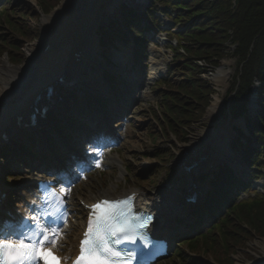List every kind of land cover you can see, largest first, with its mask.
I'll return each instance as SVG.
<instances>
[{
    "label": "rangeland",
    "instance_id": "rangeland-1",
    "mask_svg": "<svg viewBox=\"0 0 264 264\" xmlns=\"http://www.w3.org/2000/svg\"><path fill=\"white\" fill-rule=\"evenodd\" d=\"M71 1L73 3L71 8L68 10L69 14L71 11H73L76 12L77 15L79 14L78 17L89 19L91 15L90 13L93 11H89L91 8H87L88 5L86 6V4L92 0ZM64 3V0H61L60 4L52 11L43 13L40 10L38 0H0V13L4 10H7L9 14L12 12L15 13L18 15V18L16 19L15 17V19H20L18 21L25 26V29H27V32L24 36L16 33H12V35L9 36L11 38L10 43H14L13 50L11 47L6 46L5 48H7L8 51L0 57V62L2 60L8 59L10 65L13 67L23 66L26 61V48L28 46L35 45V43L42 38V20L46 16H53L57 10L65 5ZM84 3L86 6L85 9H83ZM105 9H107V7L104 3H97L95 8L97 12H101V10ZM150 9L152 10L153 16L156 19L157 28L154 31L152 30V32H146V34L151 37L144 45V53H146L144 63L146 64V70L143 71V74L145 75V85H143V88L147 90L146 93L149 92V94L145 98H139V100L130 108V114H128L126 117V119L130 121L128 123L129 126H125L123 124L124 121H121L122 124L121 122H115L112 112L107 113L108 115L103 118L104 125L106 127H110L108 129L106 128V130H108V133H110V137L114 145L110 146L109 149L112 151H107L106 157L104 158L100 167L95 165L94 159L86 157L83 162V164H86L85 166L87 167L85 170L79 168L76 165L73 166V163H70V166L68 169H66L63 177L70 181L65 189H71L70 193L67 195L68 201H70L69 212L71 216L68 222L69 224L61 232L62 235L56 240L55 246L57 248L61 245L64 246L65 249L69 248L72 239L79 231L82 221H84V212L80 210L79 203L77 201L78 197L86 198L88 194L107 190L111 185H113L115 189L116 196L129 193L133 189H139L150 196L158 193H170V195L173 194L171 197H174V203L180 207L179 213L186 212V209L184 208L185 205L183 203V197L177 191H175V193L173 191L175 188L183 189L188 187L190 180L192 179L188 174H184L183 169L178 165L176 160L180 156L181 151L184 150L185 146L192 143V139L197 133L206 129L217 130L220 125H223L230 119L225 102L229 95L228 92L232 86V78L236 73V61L234 59H225L220 60V64H216L203 58H197L195 54L190 56V58L193 59L191 62H195L196 66V70L192 73L195 75L196 79H201L204 81V83L206 82L207 86L209 85L213 90L211 92V103L216 94V84H214L212 78L215 73H217V70L224 67V69L230 70L232 72L224 92L220 93L221 96L224 97L221 113L216 114V116H214L215 118L213 119L206 117L205 115L207 110L210 108V103V105H208L206 108L202 118L198 119L197 117H194L193 120L183 123L184 117L178 116L177 118L180 123L172 125V129L170 122L167 123V121L162 118L164 117V114L162 113V108H160L163 98L161 96V92L168 91V93H170V91L173 90L170 84L177 86L180 84V80L185 76V74L182 73V70L180 71L182 67L180 63L174 62L173 60L174 54L171 52L170 47L171 45L174 46L176 41L170 34V31L174 28H177L174 25V21L165 14V11H167L168 8H166V6L160 1L156 3L151 1L149 4H147V6H145V8L141 7V9L138 11V15L140 16L145 13V11ZM23 11L32 15L31 18L25 16L24 18L22 15H19ZM115 11H112V14H114ZM121 11L115 15V17L118 19L121 18ZM112 14L109 15L112 16ZM109 18L110 17L108 16L106 19H104V21L101 22V24L98 23L95 27V33H97V48L99 51L98 55L100 56L101 60L102 56H106V60H112L110 63L114 64L115 57L117 56L115 52H124L126 50L130 51L131 57L129 58V65H126V68L127 71L129 70L128 72L131 73V61L134 55L133 49H135L131 38L127 39V44H123L120 41L113 39L108 50L100 48L99 32L101 25H107ZM140 18L142 17L140 16ZM3 20H6L5 15H1L0 35L1 33H7L9 35V30H7L3 25ZM152 58L156 61H152ZM153 62L158 64L161 68L157 76L150 74L151 68L154 65ZM105 67L108 68V66ZM177 67L178 71L174 75L173 70H176ZM163 81H168V84L163 83ZM156 86L157 89H155ZM134 96L137 95L135 94ZM179 96H181V94ZM252 96L254 97L252 94L249 97L247 104H249L250 99L253 98ZM192 101V104H194L193 106L198 105L194 99ZM175 114H172V116ZM118 121H120V119ZM244 121L245 120L242 119L239 120L238 123H233L232 125H235V127H241V123L243 124ZM155 136H157V138H155ZM89 145L94 147V144L87 143L83 146V148ZM230 148L233 149L232 147ZM233 150L236 151L235 149ZM163 151L167 154V157L170 155H173V157L171 161H164L161 163V165H159L158 173L152 180L151 175H149L148 172L152 168V165H155L156 163V155L161 154ZM79 154L80 156H83L81 151L78 153V155ZM108 154H120L123 160L124 168L128 169L129 174L126 173V171H122V167L119 164H107L109 156ZM50 159L51 158H49V160ZM27 162H29V165L20 164L17 166L15 165V162L11 161L9 163V169L8 166L6 167L8 162L2 160L0 163V178L5 180L8 179L6 180L8 181V187L4 185V189L7 193L6 200L3 203L5 208L8 205V209H12L11 203H13L15 206L19 204L18 201L20 187L21 185L27 183L26 174L31 172L29 166L34 163L32 160ZM64 163H66V161ZM246 169L248 171V167ZM263 171L264 169L262 170V173ZM6 172L9 173V175H7L9 178H7ZM198 172L200 171L196 172V177L193 179L194 182L195 178H197V175L200 174ZM263 179L257 181L252 179L254 183L251 189L264 191ZM148 180H152V183H148ZM204 184H206V182ZM167 186H170L172 190L167 189ZM243 198L247 199L248 193H244L240 200ZM174 217L175 215H171L169 217L171 221L170 223L172 225H174L176 221ZM204 222V225L201 226V230L207 232L210 229V226H212V222L209 223L206 220H204ZM176 225H179V222H176ZM232 230L233 232H231ZM231 231L230 232L234 235L228 238V240L226 239L230 244L228 248L225 247L221 249V247L217 248L216 246L215 248H210L211 251H207L205 248H203L204 250L200 248L199 251H194L191 253L188 252V254L200 260V264H218L215 262V257L217 255H221L222 257L225 253L227 257L232 254V264H263L264 238L260 237L257 233H254V231L248 225L240 221L236 222V227L232 226ZM248 232L250 233L248 234ZM176 245H180L179 242H177ZM181 248L186 251V246L182 245ZM171 254L166 259L159 260L157 264H174Z\"/></svg>",
    "mask_w": 264,
    "mask_h": 264
},
{
    "label": "trees",
    "instance_id": "trees-1",
    "mask_svg": "<svg viewBox=\"0 0 264 264\" xmlns=\"http://www.w3.org/2000/svg\"><path fill=\"white\" fill-rule=\"evenodd\" d=\"M154 1H162L165 6L170 8L165 13H168L179 28L178 32L173 31L172 33L177 41V47L172 48V52H174V62L180 63L182 66L180 71L182 70V73L185 74L180 80V84L177 86L170 84L173 88L170 93L168 91L161 92L163 98L160 108L164 114L162 118L167 123L170 122L172 129V125L180 123L178 116L184 117L183 123L193 120L194 117L200 119L211 103L213 90L209 85L207 86L206 82L196 79L192 73L196 70L195 62H191L193 60L190 58L192 54H195L197 58H203L216 64H220V60L234 59L236 61V73L232 78V86L229 90V93L234 92L229 102L230 115L237 119L239 115L245 112L251 95L250 92L253 91L252 88L256 81L260 82L258 93L261 96L259 103L261 108L256 114V119H253L251 115H246V113L242 114L246 117V127L256 138L257 145L254 147L251 145L249 148L245 146L240 140L242 137L245 138V133L239 127L236 129L237 139L233 147L242 151L243 160L251 168V176L262 179L264 176V172L261 171L264 168V0ZM60 2L61 0H38L40 10L43 13L52 11ZM3 14L6 15L3 25L9 30V35L7 33L0 35V57L8 51L6 46L13 50L14 43H10L11 38L9 37L12 33L24 36L27 32L25 26L18 21L20 19L16 20L18 15L13 12L9 14L6 10L0 15ZM19 15L30 18L32 16L25 11ZM145 20L147 21L143 24ZM121 21L112 19L111 23L101 26V44L107 48L108 43L113 38H119L122 41L132 38L133 42L136 43L135 54L138 60L140 55H144L142 41L146 39L144 36L145 28L156 27L153 12L147 10L143 18H140L135 11L123 5ZM177 71L178 67L173 70V74L175 75ZM104 77L115 88L118 83L116 77L109 73H105ZM180 94L181 96H179ZM193 99L197 102V106H193ZM88 101L93 103L89 98ZM99 102L104 104L102 100ZM68 105L70 104L68 103ZM76 105H80L78 101ZM172 114L175 115L172 116ZM246 139L251 141V138ZM172 157L173 155L167 157L164 151L156 155V163L148 172L152 180L158 173L159 165L164 161H171ZM210 174L213 175L214 179L211 180L212 190L208 193L207 204L210 203V205L217 207V211L208 210L207 214L213 217L221 213L223 218L221 222L214 224L207 234H200L194 239L183 240L184 244H187L188 251H199L200 248L211 251L216 246L217 248L221 247V249L228 248L230 244L227 240L234 235L231 233L233 232L231 228L232 226L236 227V222L239 221L248 225L254 233L264 238V194L257 193L253 197L236 202L235 194H233L234 188H239L247 182L238 181L227 166L219 168L218 171H212ZM152 180H148V183H152ZM227 203H230L229 207ZM195 214L200 215L201 212L195 211ZM175 252L174 257L176 258L174 260L177 261L175 264H200V260L183 252L179 247ZM231 255L228 257L226 253L222 257L217 255L215 262L232 264Z\"/></svg>",
    "mask_w": 264,
    "mask_h": 264
},
{
    "label": "bare ground",
    "instance_id": "bare-ground-1",
    "mask_svg": "<svg viewBox=\"0 0 264 264\" xmlns=\"http://www.w3.org/2000/svg\"><path fill=\"white\" fill-rule=\"evenodd\" d=\"M64 4L53 16H46L42 20V38L35 43V45L28 46L25 50V64L21 67H13L10 65L8 59L2 60L0 62V135L11 131L13 128V124L17 119V113L21 111H27V108L31 105L33 100H36L37 97H44L45 93L48 92L49 88H54L56 86V82L59 80L60 76L64 74V67L69 65L70 71H74L75 69L79 72H83L84 74V82L81 85L86 84L89 81H95L96 87L94 89L99 88V79L101 70L103 71L105 66H99L101 58L98 55V44L97 37L95 33V27L97 23L101 24L104 19L108 16V23L113 20H119L115 15L122 10V6L126 3H131L133 7H137L139 11L141 7H143L145 0H92L89 1L87 8H91L89 11H93L90 13L89 19L78 17L76 12L71 11L69 14L68 10L71 8L72 1L64 0ZM97 3H104L107 9L101 10V12H97L95 10ZM85 3L83 5V9H85ZM116 10V11H115ZM112 11L115 13L112 14ZM133 11V10H132ZM112 14V16L110 15ZM71 15V16H70ZM154 31V29H152ZM152 30L146 29L144 32L145 38H147L146 32H152ZM144 39L142 42H144ZM85 48V52L82 54V59L80 63H73L71 60L73 59L74 52L77 49ZM117 56L115 57L114 66L119 67L117 72L123 71L126 65H129L130 51L126 50L124 52H115ZM146 55V54H145ZM145 55L142 56V61L139 62L140 59L132 60L131 62L138 63L137 70L133 71L131 74L132 78L137 79L133 82L128 89L133 88L137 83H143V79L141 78L140 69L142 67H146L144 63ZM134 56V55H133ZM136 56V55H135ZM133 58V57H132ZM152 61H156L153 60ZM153 67L151 68V75L157 76L160 71V67L158 64L153 62ZM126 71V70H125ZM124 71V72H125ZM139 73V74H138ZM232 72L230 70L221 68L217 70V73L212 78L216 88L215 97L208 109L206 117L209 119L215 118L216 114H220L223 108L224 97L221 96V92H224L226 84L228 80H230ZM139 76V77H138ZM138 77V78H137ZM260 82L256 81L253 85V88L250 93L255 94L256 97L250 99L249 104H247L246 110L243 113L251 115L253 119H256L257 113L260 111L257 110V107H261L260 98L261 96L258 93ZM101 85V84H100ZM101 88V87H100ZM101 90H103L101 88ZM147 90H140L139 98H145L148 94ZM255 91V93H254ZM228 101L226 100L225 105H227V109L229 110L230 98L231 95H234V92H228ZM131 97V96H130ZM119 107V106H118ZM122 112L119 114L122 116L123 124L125 126L130 122L126 119L129 113V109L121 107ZM116 112V111H115ZM242 113V114H243ZM239 115L237 119L230 118L223 125H220L217 130L215 129H206L202 132H199L193 137V141L191 144L185 146L184 150L181 151L180 156L177 158L176 162L178 165L183 168H189L190 165H195L196 163H202L201 173H205L206 170H218L223 167V159L227 158L226 164L231 163L232 165H236L238 163L239 157L235 154H230L229 144L234 142L237 138L235 132H237V128L233 123H238L239 120H242L243 115ZM122 124V122H121ZM129 126V125H128ZM242 132L245 133V139L251 138V141L246 139L244 140L245 146L248 148L251 145L254 147L257 145L256 138L253 135L249 136V132L247 127L241 123ZM246 130V131H245ZM235 131V132H234ZM250 131V130H249ZM105 136V135H104ZM232 138V139H231ZM244 138V137H242ZM105 137L98 140L97 144L102 147H96L95 149H90V152L94 156H99L98 154L105 152L108 148H110V140L104 141ZM223 158V159H221ZM1 163V161H0ZM195 163V164H193ZM107 164H116L122 167V171H124V165L121 161L120 155H109ZM198 168V171L199 169ZM239 169L240 167H236ZM197 169H188L187 174L191 177L190 184L188 187L184 189H174L177 191L182 197H186L190 194L195 193L198 190L194 185V177H196ZM44 170H32L29 174H26V187L21 189L19 205L14 209H10L8 214L12 217L20 216V213L29 209L31 210L35 205V199L33 198L34 190L30 185V182H35L39 178V176L43 175ZM200 173V172H198ZM192 188V190H191ZM167 189H171L170 186H167ZM2 193H6V190L3 187H0ZM172 190V189H171ZM138 192V196L136 197V207L139 210L150 211L151 213H155L156 217L153 222V226L151 230L158 237H164L165 233L162 227V223L167 221V218L176 212L179 211V207L173 204L175 201L174 197L170 195V193H158L152 196L146 194L143 191ZM129 195L126 193L121 195L122 197ZM100 196H104L105 198H114L116 196L115 189L113 185L108 187L107 190L98 191L97 193H90L86 196L84 200L85 205L93 204L100 198ZM83 212L85 211V207H81ZM85 216V215H84ZM70 218L67 221L69 222ZM86 223L82 221L81 227L77 232L76 239L72 241V246L65 250L64 246H58V253L63 258V262L67 264L70 257H73L74 254L77 253L78 247V239L81 237V232H83ZM264 264V261H262Z\"/></svg>",
    "mask_w": 264,
    "mask_h": 264
},
{
    "label": "snow or ice",
    "instance_id": "snow-or-ice-1",
    "mask_svg": "<svg viewBox=\"0 0 264 264\" xmlns=\"http://www.w3.org/2000/svg\"><path fill=\"white\" fill-rule=\"evenodd\" d=\"M96 166L100 167V164ZM70 191V188H60L55 193L59 208H63V197ZM88 207L87 229L74 264H132L137 260V253L140 254L137 264H144L145 257L150 254L143 248L152 241L146 231H141L147 224L143 222V214L136 213L131 206L130 198L102 200ZM29 219L35 226L26 232H19L7 223L0 224V264H61L63 258L57 256L52 247L62 235L59 228L67 223L66 217L61 213L63 223L58 228L40 224L39 216ZM138 238L141 241L139 245ZM126 242L135 247H118Z\"/></svg>",
    "mask_w": 264,
    "mask_h": 264
},
{
    "label": "water",
    "instance_id": "water-1",
    "mask_svg": "<svg viewBox=\"0 0 264 264\" xmlns=\"http://www.w3.org/2000/svg\"><path fill=\"white\" fill-rule=\"evenodd\" d=\"M257 108H258V107H257ZM207 112H208V111H207ZM206 115H207V113H206ZM206 115H205V116H206ZM230 117H231V116H229V118H230ZM205 118H206V117H205Z\"/></svg>",
    "mask_w": 264,
    "mask_h": 264
}]
</instances>
